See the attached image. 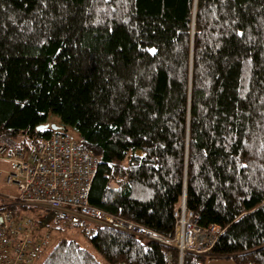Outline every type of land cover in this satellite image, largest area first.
Masks as SVG:
<instances>
[{
  "label": "trees",
  "instance_id": "16d2710c",
  "mask_svg": "<svg viewBox=\"0 0 264 264\" xmlns=\"http://www.w3.org/2000/svg\"><path fill=\"white\" fill-rule=\"evenodd\" d=\"M50 113L98 158L90 203L172 236L185 193L223 231L182 264H264V0H0V134L47 137ZM88 237L101 259L63 236L39 264H178L115 227Z\"/></svg>",
  "mask_w": 264,
  "mask_h": 264
},
{
  "label": "built area",
  "instance_id": "2783aa9c",
  "mask_svg": "<svg viewBox=\"0 0 264 264\" xmlns=\"http://www.w3.org/2000/svg\"><path fill=\"white\" fill-rule=\"evenodd\" d=\"M0 161L9 164L0 167V264L36 263L59 222L78 226L86 236L98 225L111 226L173 245L178 264L187 251L207 254L223 231L219 224H199V216L183 202L174 211L172 236L90 203L98 158L66 129L55 128L47 137L24 142L1 133ZM165 260L171 264L168 254Z\"/></svg>",
  "mask_w": 264,
  "mask_h": 264
},
{
  "label": "rangeland",
  "instance_id": "374dc122",
  "mask_svg": "<svg viewBox=\"0 0 264 264\" xmlns=\"http://www.w3.org/2000/svg\"><path fill=\"white\" fill-rule=\"evenodd\" d=\"M59 120H60V117L57 114H55V113L49 114V121L50 122H59ZM71 132L73 133L72 130H71ZM8 166H9V164L6 161H2V162L0 161V167H3L4 169H6ZM3 174H4V171H3L2 175ZM63 236L76 239L82 246L88 248L91 252H93L97 256V258L101 259V255L97 252V250L90 243L89 237L86 236L78 228V226L70 225L65 230H62V231L55 230L53 232V239L51 241L50 246L47 247V249L40 255L39 259L34 264H39L43 260L45 255L48 253V251L52 248V246ZM208 259L211 260L212 258L211 259H210V257L207 258V262L209 261ZM231 259H229V261H232V260L234 261V259H232V260ZM250 264H254V263H250Z\"/></svg>",
  "mask_w": 264,
  "mask_h": 264
},
{
  "label": "crops",
  "instance_id": "0c3cea01",
  "mask_svg": "<svg viewBox=\"0 0 264 264\" xmlns=\"http://www.w3.org/2000/svg\"><path fill=\"white\" fill-rule=\"evenodd\" d=\"M231 258L234 259L232 256H227V255L214 256V257H210L211 260L208 259L209 260L208 262L206 259L205 264H238L235 260L233 261ZM229 259H231L232 261H229Z\"/></svg>",
  "mask_w": 264,
  "mask_h": 264
},
{
  "label": "water",
  "instance_id": "95a60500",
  "mask_svg": "<svg viewBox=\"0 0 264 264\" xmlns=\"http://www.w3.org/2000/svg\"><path fill=\"white\" fill-rule=\"evenodd\" d=\"M46 127H49L51 129H55V128H58V125L56 123H44V124H40L37 126L38 129H43V128H46ZM182 202L185 204V193L183 195V199H182Z\"/></svg>",
  "mask_w": 264,
  "mask_h": 264
}]
</instances>
